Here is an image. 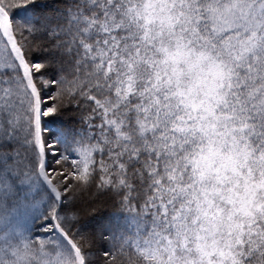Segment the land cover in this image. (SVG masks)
Listing matches in <instances>:
<instances>
[{
  "label": "snow or ice",
  "instance_id": "obj_1",
  "mask_svg": "<svg viewBox=\"0 0 264 264\" xmlns=\"http://www.w3.org/2000/svg\"><path fill=\"white\" fill-rule=\"evenodd\" d=\"M0 264H264V0H0Z\"/></svg>",
  "mask_w": 264,
  "mask_h": 264
},
{
  "label": "trees",
  "instance_id": "obj_2",
  "mask_svg": "<svg viewBox=\"0 0 264 264\" xmlns=\"http://www.w3.org/2000/svg\"><path fill=\"white\" fill-rule=\"evenodd\" d=\"M14 12H13V17L14 18H17L18 17V15L20 14V10H13ZM49 102H51V101H49ZM60 118H63V117H60ZM60 118H45L46 120H51V119H60ZM52 126H55V125H52Z\"/></svg>",
  "mask_w": 264,
  "mask_h": 264
}]
</instances>
